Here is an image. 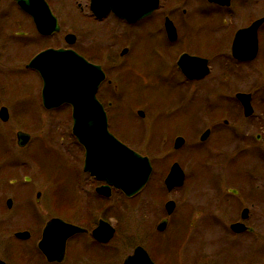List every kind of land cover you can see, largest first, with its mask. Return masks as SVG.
<instances>
[{"label":"flooded vegetation","instance_id":"af4514ba","mask_svg":"<svg viewBox=\"0 0 264 264\" xmlns=\"http://www.w3.org/2000/svg\"><path fill=\"white\" fill-rule=\"evenodd\" d=\"M43 1L59 26V31L50 35L39 32L34 19L20 6L18 0H0V66L16 75L21 71L20 63L23 60L25 62L24 58L29 51L34 52L30 56V62L40 52L59 49L72 52L100 66L105 79L100 84L96 97L104 109L109 132L123 145L148 158L153 169L147 185L132 197H127L111 185L110 195H102L98 189L107 183L97 180L99 186L94 188V192L84 194V198H98L101 200L100 206L87 207L82 217L70 219L63 214L70 207L61 209L58 200L53 199L50 174L34 154L26 156L32 157L36 163L37 167L33 168L37 171L36 176L26 175L18 189L13 187L17 186L19 177L16 175L10 179L18 170V158H14L12 151L16 150L22 155L32 146L33 138L24 148L20 147L17 138L16 141L8 139V149L0 150V160H3L0 165V261L5 264H12L9 260L14 261L15 249L9 246L11 243L12 246H18L20 252H17V258L20 261L34 258L33 264H66L68 260L70 264H103V256L109 258L108 253L103 252V247L112 242L118 229L113 226L115 236L109 243L98 241L94 232L100 222L106 220H97V212L102 213L103 203L111 199L113 194L121 192L120 199L130 200V204L137 208L142 217L137 230L130 227V251L125 259L141 249L147 254L151 264H165L166 255L172 257L174 252L182 253L180 264L202 263L199 258L193 260L187 238L192 239L191 244L198 240V231L194 227L201 213L196 215V210L208 209L206 217L210 218L212 227L222 224L221 228L225 230L223 234L222 230L213 231L211 228L209 238H217L221 234L219 238L225 243V251L221 255L226 253L233 256L234 264H245L241 245L246 236H253L252 243L262 242L258 229L259 224L264 222V117L260 119L257 116L255 101L260 94L264 106V85L261 82L255 86L257 82H253L255 85L251 83L246 89V84L237 87L231 83L236 76L241 80L244 69L252 68L259 58L264 62L261 37L264 22L259 24L256 35L244 39L237 49V56L234 54V40L237 32L251 29L257 21L264 19V0H143V6L150 8L152 3L156 5L152 10L147 9L142 17L132 16L130 22L118 17L112 9H106L103 17H96L91 0L86 3L75 0L77 4L73 9L76 12L70 18L68 14L71 13L56 7V0ZM67 1L62 0L63 6ZM32 5L36 12L41 13L46 9L39 0H32ZM134 8L141 9L137 6ZM134 8L131 10L134 11ZM64 19L68 21L67 24ZM91 20L98 28L99 24L110 21L100 28L117 34V38L109 43L97 44L93 57L87 55L85 41L79 34L85 23L88 25ZM65 27L70 31L65 30ZM139 30L154 39L148 45L150 55L155 58L156 64H170L167 74L175 79L171 99L152 105L147 93V83L140 93L133 92L130 87H122L120 83V75L125 73L123 68L129 65L130 74L139 75L138 71L131 69L137 52L132 38ZM212 31H222L221 36L201 39L204 33L208 35ZM123 43L125 44L121 45ZM129 60L131 63H127ZM29 62H25L27 70H30L27 68ZM5 74L0 70V96L1 90L4 94L7 90L3 86ZM262 75L264 68L261 72L258 69L253 71V76L259 81L257 76ZM145 78L148 79V76L145 75ZM199 84L204 86L198 90ZM199 91L204 95L202 103L198 102L197 97L191 99L188 95L189 92L192 94ZM215 94L223 96L222 105L209 101V96ZM238 94L250 95L253 108L250 117L245 115ZM231 95L236 106L235 115H232L229 108ZM40 106H43L42 97ZM65 106L64 108H70ZM177 109L187 110L185 114L190 116V120L183 123L184 129L176 128L178 122L182 124L183 115H178ZM232 120L238 124L233 125ZM242 122L250 125L243 129ZM188 140L191 141L190 150L183 164L179 162L178 154ZM11 155L13 159H10ZM5 156L9 158L6 160ZM156 158L166 168L159 185L152 183L157 171ZM175 165L181 169L183 181L169 188L167 179ZM190 179L193 194L191 210L187 213L181 210L182 215L176 216L180 203L174 196L185 190ZM151 183L157 185L158 192L151 191ZM146 191L149 193L148 201H139L138 197ZM168 204L172 205V209L168 208ZM91 213H95V217L89 216ZM157 216L158 220L155 218ZM179 218H183V224L179 222ZM54 220L62 221L54 229L57 237H60L58 235L64 229L63 224L83 230L68 235L63 245L61 261L58 259L61 256L59 247L52 250L53 260L48 258L41 247L45 230ZM167 232H173L178 237L175 250L166 245L164 239ZM20 246L23 248L20 249ZM58 246L62 247L60 240ZM216 256L218 255L208 257ZM250 264H264V250Z\"/></svg>","mask_w":264,"mask_h":264},{"label":"rangeland","instance_id":"374dc122","mask_svg":"<svg viewBox=\"0 0 264 264\" xmlns=\"http://www.w3.org/2000/svg\"><path fill=\"white\" fill-rule=\"evenodd\" d=\"M56 1V7L62 9V11L64 10L67 13H71L68 14L69 18L72 17L74 12H76L73 9V7H75V5L77 4L75 0H68L66 3L64 2V6L62 4V0ZM81 1L83 3L87 2V0ZM262 13V15H264V10ZM64 22L66 24L68 23V21L65 19ZM109 23L110 21L101 23L102 25L99 24L98 28V25L91 20L88 25H86L85 23L83 31L79 32L81 38L83 37V41H85L88 56L93 57L95 55L97 44L102 43L105 45L106 43H109L110 40L117 38V34H115L116 32L114 33L113 31L100 28L101 26H105ZM143 26L144 25L142 24V27ZM65 30L70 31V29L66 27ZM139 31L137 32L135 37L132 38L133 46L137 49V52L136 58L132 62L133 67H131L132 70L138 71L139 75L130 74V65L129 67L123 68L125 73L120 75L121 86L128 88L130 87L133 92L140 93L147 83V93H149L151 105L157 103L158 101L171 99V88L175 85V79L169 77L167 74L171 66L170 64H156L155 58L150 55V51L148 49V45L152 44L154 42V39L145 35L143 30L140 32ZM120 32H122V30H120ZM221 32L222 31H212L210 32V34L208 33V35L204 33L201 39H214L220 37ZM153 37L157 38L156 36ZM261 37L264 45V33L261 35ZM124 44L125 43L121 45ZM33 53V50L27 53V56H25L24 58L25 62H29L30 56L33 55ZM25 62L23 60L22 63H20L21 71L16 75H14V72H10L9 70L0 66V70H2L4 74L6 73V78H3V86L7 88L5 94L1 90L2 95L0 96V107L6 106L10 112V120L8 123H2L0 121V150L4 148L8 149L7 146H9L10 144V139H14V141H16L15 139L17 131L30 133L33 138V144H31L32 146H29L22 155H20L16 150L12 151V153L14 154V158H18L16 159V167H18V170H12L15 172L10 176V179L12 177H15L16 175L19 177L17 186H13L18 189L23 183V178L26 175L30 177L36 176L35 173H37V171L33 168L37 167V165L36 163H34L32 157L26 156H32V154H34V156L41 160L40 162L48 171V174H50L49 177L53 182H51L50 186L53 199L58 200L61 209L65 206L70 207L68 210L66 209L63 214H65L66 217H69L70 219L82 217L83 213L86 212L87 207H91L93 205L100 206V199L95 197L90 199L84 198L86 197L84 196V194L88 193L89 191L94 192V188L96 186H99L97 183L98 181L90 177L88 174L85 175L83 168L84 149L72 134L71 108H64L66 106H63L61 107V109L59 108L53 111H47L42 108L40 106L42 83H40L39 77L36 73L31 70L25 69ZM127 63H131V61L129 60ZM262 68H264V62L263 60H261V58H259L258 61L253 64L252 68L246 67L244 69V71L242 72L243 78L241 80H239L240 77H234L231 85L241 87L246 84V89L253 82H257L256 85L253 83V85L255 86L260 85L261 82L262 85H264V75L257 76L260 81L258 79H255V76H253L254 70L258 69V71L261 72ZM144 74L148 76V79L145 78ZM202 86L204 85L199 84L198 90L201 89L200 87ZM195 92L192 94L189 92V97L191 99L197 97L198 102L202 103L204 95L200 93L201 91H199L198 93ZM257 96L258 99L255 101L256 112L257 116H259L261 119L262 117H264V115H262L264 113V106L262 105L260 94ZM222 97V95L217 96V94L211 95L209 96V101L222 105ZM232 97L233 95H231L230 97L231 104L229 108L231 109L232 115H235L234 108L236 106L234 105V100ZM177 112L178 115L182 113L183 115L182 124L180 125L178 122L176 128L184 129L185 127L183 126V123L189 121L190 116L185 114L187 110L177 109ZM256 117L254 119H256ZM125 123H128L127 117H125ZM232 123L233 125L238 124L234 120H232ZM241 125V128L246 129L250 124L248 122H242ZM190 142L191 141L188 140V143L186 144L184 149H182L181 153L178 154L180 157V163L185 164L186 162V157L189 153L188 150H190ZM136 147L139 148V146L137 145ZM173 155L174 154H171V156ZM5 157L6 160L7 158H9L7 156ZM5 157L3 159H5ZM169 158L170 156L167 158L166 162L169 160ZM10 159H13V156ZM2 161L3 160H0V165ZM160 161L161 160L159 158H156L155 166L157 168V171L155 172L156 174L152 182L154 184L157 183V185H159L160 177L166 169L164 168L163 164L160 163ZM152 183L150 187V189H152L151 191L158 192L157 185H154ZM118 193L119 194H113L114 196H112L111 199L103 203L104 205L102 213L99 214V212H97V220L102 218L118 229L116 233L117 235L112 240V242L107 246H104L105 248L103 247V252L108 253L107 256L109 257L106 258L105 255L103 256V264L123 263V260L130 251V245L128 244V235L130 234L131 229L130 227H133L135 230H137L142 220V217L139 216L140 213L136 210L137 208H135L133 204H130V200L120 199L119 196H121V192ZM174 197L180 203L179 210L176 216H178V214L182 215L181 210L184 213H187L191 210L190 201H192L193 199L191 179L190 184L186 186L185 190L181 191L178 194H175ZM147 198H149V193L146 191L138 197V200L148 201ZM199 213H201V217L197 219L198 222L194 227V229L198 231V240L191 244L192 239L189 240L186 236L187 246L189 247L190 245L191 247L190 249L192 252L190 251V255L192 256L193 260L195 258H197L198 260L199 258V261H202V263L206 262L208 264H234L235 260L233 256H229L226 253L225 255H221V252L223 250L225 251V243L222 239L219 238L221 234L217 235V238H209L208 236L211 228L213 229V231L222 230V233L224 234L225 230L221 228L222 224L214 225L212 227L210 218L206 217L208 209L203 211L196 210V215ZM89 216L95 217V213H91ZM155 218L156 220H158L159 216ZM179 220V222L183 224V218H179ZM258 230L259 235L262 236V242H258L257 244L252 243L254 241V239L252 238L253 236H246V238L244 239L245 241L243 240L244 243L241 245L243 246L241 248V251L243 250L244 252L245 264L254 262V259L257 258L258 254L264 250V222L259 224ZM165 236H167L164 239L166 245L174 249L175 243H178V237L176 238V235H174L173 232H167ZM9 239L10 237L8 236V240ZM9 246H11L13 250L15 249V251H13L14 261L9 260L12 264H14V262L15 264H28V262H30L29 264H31V262L32 264L35 263L34 258H32V260L20 261V258H17V252H20L18 250V246L15 244L14 246H12L11 243ZM21 248L23 247L20 246V249ZM0 252H2V250H0ZM215 255L218 256L208 257ZM182 258V253L174 252V255L172 257L167 254L164 262L165 264H180L182 262ZM68 261L66 262V264L68 263Z\"/></svg>","mask_w":264,"mask_h":264},{"label":"water","instance_id":"95a60500","mask_svg":"<svg viewBox=\"0 0 264 264\" xmlns=\"http://www.w3.org/2000/svg\"><path fill=\"white\" fill-rule=\"evenodd\" d=\"M153 1L155 2V0ZM142 2L143 0H92V10L96 16L101 18L107 12L106 9H113L119 17L130 21L133 15L136 14V17L144 16L147 9L152 10L156 5L152 3L150 8L148 6L144 8L146 5L143 6ZM19 3L34 18L37 28L42 34H52L59 30L57 20L48 8L40 13L34 11L31 0H20ZM134 6L141 7V9L138 10ZM131 7L137 12H133ZM263 21L255 23L251 29L241 31L236 35L234 42V54L236 56L237 49L244 39L256 35L257 28ZM169 31L173 32L170 29ZM30 67L38 70L44 79L43 101L46 108L51 109L65 103L73 106V134L86 148V171L116 186V188L122 189L128 196L140 191L147 183L152 168L147 159L127 149L107 132L103 109L95 98L97 89L104 79L101 69L86 63L74 54L64 51H46L36 57L31 62ZM237 97L244 105L246 115H251L253 110L250 107V97L244 94H239ZM0 118L4 122L9 120V113L6 108L1 109ZM29 140L28 134L18 133L20 146H25ZM183 177L181 169L175 165L167 179L168 187L171 188L173 185L180 184ZM98 192L106 196L110 195L109 188L106 187L98 189ZM169 207L172 209V205L168 204ZM58 223L60 222L52 221L48 225L42 248L48 258L53 260L54 253L52 250L59 247L61 256L58 259L61 261L66 238L68 235L81 230L63 224L64 229L58 235L60 237H57V232L54 229ZM114 233V228L101 221L100 226L95 231V237L101 242H108ZM59 240L62 242V247L58 246ZM0 264L4 263L0 261ZM124 264L151 263L147 254L141 249H137L134 257L127 258Z\"/></svg>","mask_w":264,"mask_h":264}]
</instances>
